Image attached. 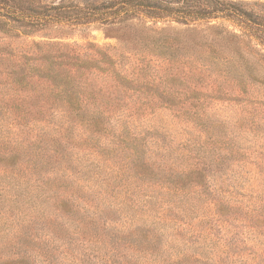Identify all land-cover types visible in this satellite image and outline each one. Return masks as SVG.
I'll use <instances>...</instances> for the list:
<instances>
[{"label":"trees","instance_id":"1","mask_svg":"<svg viewBox=\"0 0 264 264\" xmlns=\"http://www.w3.org/2000/svg\"><path fill=\"white\" fill-rule=\"evenodd\" d=\"M246 6L232 0H0L1 34L16 40L49 35L47 42H22L18 51L0 46L6 86L0 88V264L199 262L187 243L191 223L174 227L166 239L148 226L110 230L93 197L106 200L115 188L158 191L172 209L177 198L204 194L211 156L229 150L232 140L222 133L225 126L201 121L207 116L203 91L222 95L221 81L210 77L225 73L224 63L235 64L238 74L249 71L230 52L241 45L255 50L254 41L264 46V16ZM95 27L127 33L117 46L86 37L83 44L67 42ZM206 32L223 45L199 44ZM183 36L193 44H183ZM135 93L146 95V103L123 107ZM159 107L183 119L181 130L190 136L175 141L178 165L163 159L170 146L162 142L165 127L142 130V119L151 121ZM151 145L162 150L159 157L148 152ZM178 228L185 234L176 235ZM177 236L188 237L184 248L164 247L180 245Z\"/></svg>","mask_w":264,"mask_h":264},{"label":"rangeland","instance_id":"2","mask_svg":"<svg viewBox=\"0 0 264 264\" xmlns=\"http://www.w3.org/2000/svg\"><path fill=\"white\" fill-rule=\"evenodd\" d=\"M232 1L242 2L247 5L246 9L264 16V0ZM158 26L162 27L163 24ZM224 27L244 35L245 30L234 23L224 22ZM91 30L75 33L67 42L77 41L83 44L87 41L84 39L86 37L88 41L101 47L117 46L118 38L127 33V30L120 27H95ZM82 34L85 36L83 37ZM47 37L48 34L41 32L34 37L16 40L0 33V46L10 45L8 49L17 50L22 42H47L49 41ZM181 39L185 45L193 44L188 36H183ZM245 40L248 41L247 38ZM198 42L213 43L218 47L223 43L209 32L201 35ZM257 43L259 46L256 47ZM262 43L254 41L255 50H248L241 45L237 54L229 53L232 57L236 55L249 69L244 75L234 72L236 65L233 63H224L221 69L225 73L220 71L212 73L210 79L216 78L221 81V96L216 91H203L206 97L202 95L201 98L204 97L207 102L206 105L202 104V107L207 116H203L201 121L225 126L220 129L232 140L228 145L229 150L211 156L206 187L201 190L204 194L192 193L188 197L177 198L176 204L169 202L173 205L170 209L168 200H162L158 191L148 190L139 195L138 190L129 192L123 188H115V191L111 189L112 193L110 191V196L106 200L93 197L94 204L99 205L110 218V230L111 228L114 231L139 230L148 226L146 229H150L155 234L160 233L166 239L170 237L174 227L187 229L186 224L191 223L193 235L188 242V237L177 236L180 245L174 241V244L169 243L168 246L165 243L164 247L177 251L184 248L183 241L187 242L191 254L199 256V262L195 264H264V60L262 59L264 46ZM130 65L128 61L123 63L126 69ZM123 67L120 65L118 69L122 70ZM250 68L253 70L250 71ZM152 72L154 73V70ZM163 76V72L158 71V79ZM162 80L165 78L163 77ZM3 87L6 86L0 79V88ZM147 98L146 95L135 93L132 98L121 102V105L137 108L146 103ZM142 121V130L145 128L152 131L154 126L165 127L167 132L165 131V136L162 135V142L164 140L170 146H167L169 153L163 159L169 162L173 160L178 165L177 143L190 137L181 130L186 124L180 121H185L175 118V112L165 108H160L151 121L145 118ZM137 125L141 123L138 122ZM232 146L236 150H230ZM161 151L158 147L152 146V151L148 152L159 157ZM146 155H149L147 151ZM109 204L111 208L108 207ZM158 217L168 219L164 223ZM175 233L185 234L182 228H178ZM173 246L174 250L171 248ZM164 247L162 252L168 255V250Z\"/></svg>","mask_w":264,"mask_h":264}]
</instances>
